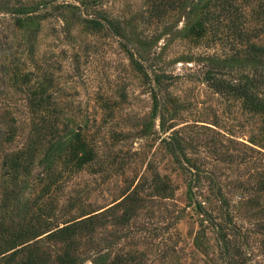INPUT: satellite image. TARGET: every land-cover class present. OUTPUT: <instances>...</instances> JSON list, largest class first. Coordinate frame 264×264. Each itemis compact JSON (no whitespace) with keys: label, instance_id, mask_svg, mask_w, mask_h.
I'll list each match as a JSON object with an SVG mask.
<instances>
[{"label":"rangeland","instance_id":"obj_1","mask_svg":"<svg viewBox=\"0 0 264 264\" xmlns=\"http://www.w3.org/2000/svg\"><path fill=\"white\" fill-rule=\"evenodd\" d=\"M230 1L0 0V264H264V0Z\"/></svg>","mask_w":264,"mask_h":264},{"label":"trees","instance_id":"obj_2","mask_svg":"<svg viewBox=\"0 0 264 264\" xmlns=\"http://www.w3.org/2000/svg\"><path fill=\"white\" fill-rule=\"evenodd\" d=\"M198 3L195 7H203L208 3H218V13H227V10L231 7V1L230 0H196ZM103 18V17H102ZM90 21L95 22L97 24H101V19L96 17L89 18ZM103 20L108 24L109 20L106 18H103ZM110 23V22H109ZM109 26V24L107 25ZM249 47L253 48L252 50H258L262 53H264V45L254 44L253 42L249 43ZM251 50H247L248 57L252 58ZM262 77H258L254 80V82L248 81L247 84H242L241 86H235L234 89H236V92H238L243 98L251 102L252 104L256 105L258 109H264V94H257V92L254 90L256 88V85L259 83L264 82V69L261 72ZM23 160L26 158V156L23 157ZM76 225V222H70L66 223L60 227H57L55 229V235H63V236H69L74 227ZM22 247L14 248L12 249L7 255L2 257L3 264H37L39 262V259H37L36 254L32 252L31 250H27V253H24V255L20 258H17V254L20 252ZM66 261H68L69 264H73L71 260L68 258H63ZM92 264H102L101 262H93Z\"/></svg>","mask_w":264,"mask_h":264}]
</instances>
